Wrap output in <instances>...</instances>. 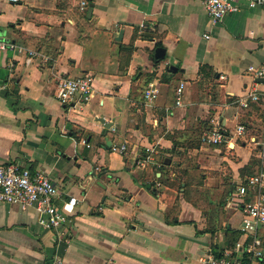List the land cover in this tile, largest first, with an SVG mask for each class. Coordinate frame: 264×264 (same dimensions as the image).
Here are the masks:
<instances>
[{
  "label": "crops",
  "instance_id": "0c3cea01",
  "mask_svg": "<svg viewBox=\"0 0 264 264\" xmlns=\"http://www.w3.org/2000/svg\"><path fill=\"white\" fill-rule=\"evenodd\" d=\"M6 5L25 10L0 11V40L17 47L0 54V165L42 172L58 203H77L60 231L30 208L0 205V264H202L231 248L244 219L237 187L261 168L264 99L239 101L263 89L247 69L264 57V7L239 0L212 24L201 0ZM26 51L38 54L30 64ZM61 76L92 77V102L61 105ZM149 85L159 89L150 106ZM216 125L227 134L220 145L205 141ZM176 170L187 187L177 189Z\"/></svg>",
  "mask_w": 264,
  "mask_h": 264
},
{
  "label": "built area",
  "instance_id": "2783aa9c",
  "mask_svg": "<svg viewBox=\"0 0 264 264\" xmlns=\"http://www.w3.org/2000/svg\"><path fill=\"white\" fill-rule=\"evenodd\" d=\"M9 4H18L20 0H0ZM239 0H201V4L212 24L219 23L225 16L239 11ZM247 7H264V0H244ZM88 6V0H80V10ZM144 28V25L140 26ZM208 39V36H204ZM16 46L0 40V54L16 50ZM38 56L34 51H26L25 63L30 64L32 58ZM248 73L254 78L264 80V57L258 66H250ZM183 85L180 84L175 93V105L181 106ZM94 80L90 76L59 77L56 84L55 98L61 105L78 103L89 105L95 95ZM159 89L149 85L143 91V101L150 106L158 97ZM264 99V85L260 91L249 93L239 101V105L247 108L250 103ZM245 128L236 126L233 135L242 137ZM227 140V134L216 125L207 135L205 141L212 145H220ZM81 142L88 147L85 140ZM259 154L260 170L249 176L237 187V195L242 199L243 225L240 237L231 248L220 251L217 255L208 254L201 258L202 264H259L264 259V143ZM112 152L123 153L125 145L112 146ZM146 152L151 153L147 149ZM59 191L42 172H30L16 164L0 165V205H16L23 211L32 209L38 224L46 230L60 231L70 217L77 203L76 198L58 203ZM48 264H62L53 257Z\"/></svg>",
  "mask_w": 264,
  "mask_h": 264
},
{
  "label": "rangeland",
  "instance_id": "374dc122",
  "mask_svg": "<svg viewBox=\"0 0 264 264\" xmlns=\"http://www.w3.org/2000/svg\"><path fill=\"white\" fill-rule=\"evenodd\" d=\"M24 10L25 8L24 9L21 8V10H19L17 5L7 6L6 3L0 6V11L4 12L5 16H9V17L20 16Z\"/></svg>",
  "mask_w": 264,
  "mask_h": 264
},
{
  "label": "water",
  "instance_id": "95a60500",
  "mask_svg": "<svg viewBox=\"0 0 264 264\" xmlns=\"http://www.w3.org/2000/svg\"><path fill=\"white\" fill-rule=\"evenodd\" d=\"M91 11H92V6H89V9H88V15L91 14ZM121 36H122V33L120 32L119 35H118V40L121 39ZM164 54H165V52H164L163 49H161V48H157V49L155 50L154 58H155L156 60H162V59L164 58ZM171 69L175 72V70H174L173 67L169 68V70H171ZM263 81H264V80H263ZM97 121H98L99 123H101V124H104V123H105V121H104L103 119H101V118H99ZM109 127H110V126H108V128H109Z\"/></svg>",
  "mask_w": 264,
  "mask_h": 264
},
{
  "label": "trees",
  "instance_id": "16d2710c",
  "mask_svg": "<svg viewBox=\"0 0 264 264\" xmlns=\"http://www.w3.org/2000/svg\"><path fill=\"white\" fill-rule=\"evenodd\" d=\"M156 47H160V44H156ZM256 174V173H255ZM254 175V174H253ZM175 176H176V178L175 179H177L176 180V183H177V189H181L182 187H181V185L183 184V183H185L186 184V187H187V183L186 182H184V180H183V177H182V174L178 171V170H176V172H175ZM163 184H168V183H164L163 182ZM169 186H170V184H168ZM172 185V184H171Z\"/></svg>",
  "mask_w": 264,
  "mask_h": 264
}]
</instances>
